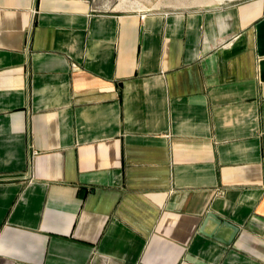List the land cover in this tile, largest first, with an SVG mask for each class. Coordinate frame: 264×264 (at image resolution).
<instances>
[{"label":"crops","instance_id":"0c3cea01","mask_svg":"<svg viewBox=\"0 0 264 264\" xmlns=\"http://www.w3.org/2000/svg\"><path fill=\"white\" fill-rule=\"evenodd\" d=\"M114 5L0 0V264H264V0Z\"/></svg>","mask_w":264,"mask_h":264},{"label":"water","instance_id":"95a60500","mask_svg":"<svg viewBox=\"0 0 264 264\" xmlns=\"http://www.w3.org/2000/svg\"><path fill=\"white\" fill-rule=\"evenodd\" d=\"M256 41H257V54L262 57L259 61V70L261 78L264 79V18L261 19L256 25ZM205 221L200 231L207 225L208 221H212L216 228L212 231V235L219 241L230 244L238 234V226L233 225L227 220H222L212 212H208ZM226 233V236L224 234Z\"/></svg>","mask_w":264,"mask_h":264},{"label":"built area","instance_id":"2783aa9c","mask_svg":"<svg viewBox=\"0 0 264 264\" xmlns=\"http://www.w3.org/2000/svg\"><path fill=\"white\" fill-rule=\"evenodd\" d=\"M99 264H109L108 258H102Z\"/></svg>","mask_w":264,"mask_h":264},{"label":"rangeland","instance_id":"374dc122","mask_svg":"<svg viewBox=\"0 0 264 264\" xmlns=\"http://www.w3.org/2000/svg\"><path fill=\"white\" fill-rule=\"evenodd\" d=\"M111 1H113V3L116 5V4H119V3H121L122 2V0H111ZM129 4H131V3H129ZM128 4V5H129ZM114 5V6H115ZM121 5V4H120ZM118 7H120L119 5H118Z\"/></svg>","mask_w":264,"mask_h":264}]
</instances>
